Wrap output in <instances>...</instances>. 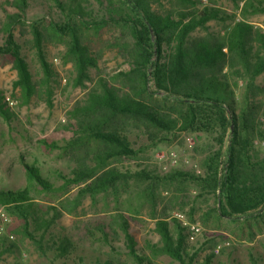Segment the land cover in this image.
<instances>
[{
    "label": "trees",
    "instance_id": "16d2710c",
    "mask_svg": "<svg viewBox=\"0 0 264 264\" xmlns=\"http://www.w3.org/2000/svg\"><path fill=\"white\" fill-rule=\"evenodd\" d=\"M51 1L54 7L30 22L25 19L28 0L5 1L10 7H2L0 18V67L15 71L12 91L17 97L11 96L20 106L39 98L50 108L58 73L48 47H63L60 59L72 69L71 87L87 91L68 111L70 139L63 145L41 143L58 149L73 167L68 175L57 174L61 183L56 185L36 165L22 162L26 186L0 190L1 210L15 223L9 235L0 237V258L16 254L15 238H20L52 262L119 264L82 254L70 235L53 232L64 214L74 215L86 199L94 204L101 197L112 199L114 215L87 227L89 239L109 245L121 238L133 264H151L137 249L132 224L136 210L147 207L159 235L158 244L146 243L151 258L193 264L196 252L188 254L185 229L177 220L168 222L160 197L166 190L172 196L168 203L180 201L189 185L197 191L193 203L205 205L199 216L203 226L224 219L241 222L238 237L254 241L264 230V157L254 145L264 144V110L260 114L255 102L264 96V84H256L264 74V32L244 18L264 15V0H229L243 18L238 21L235 13L203 5V0ZM26 22L41 72L37 80L15 35L16 26ZM211 22L221 26L220 33L210 29ZM102 33L112 36L94 47L92 37ZM102 48L115 51L126 69L93 80L90 71L99 73ZM0 118L8 125L15 119L1 92ZM133 131L142 132L151 147L176 132L212 137L214 146L207 147L198 172L158 175L119 168L139 160L146 148H134ZM195 212L191 207L187 213L191 222ZM249 260L260 264L252 253Z\"/></svg>",
    "mask_w": 264,
    "mask_h": 264
},
{
    "label": "rangeland",
    "instance_id": "374dc122",
    "mask_svg": "<svg viewBox=\"0 0 264 264\" xmlns=\"http://www.w3.org/2000/svg\"><path fill=\"white\" fill-rule=\"evenodd\" d=\"M5 1L12 0H0V18L3 17L2 7H10L5 4ZM202 4L220 8L227 13H235L236 21L243 19L229 0H203ZM48 7H54L51 0H28L25 19L30 22L35 17H41L44 12L49 10ZM7 10L15 12L12 8H7ZM51 14L55 15L57 13L51 11ZM244 20L256 28H262L264 32V15L248 16ZM27 22L24 26H16L15 35L19 42L24 45L23 54L33 77L37 80L41 77V72L29 43L30 29ZM208 25L213 32H221L220 25L214 22ZM111 36L112 34L102 33L101 37H92V45L94 47L102 45ZM115 37L116 34L111 40ZM62 50L63 47L54 44L48 47V59L53 63V67L58 73V85L55 88L52 107L50 108L39 98H33L28 105L20 106L17 98L11 96L14 94L17 97V93L12 91V83L16 80L15 71L9 65L0 67V92L3 93L5 98H9L11 102L9 106L15 114V119L10 125L0 118V190L19 189L26 186V176L22 162L36 165L42 176L56 185L61 183L57 178V174L68 175L73 167L66 157L61 156L58 149L50 150L41 143L45 140L49 144L58 143L63 145L70 139V132L65 130L66 125L69 123L68 111L76 103L83 101L87 91L85 88L71 87L72 69L69 65H62L60 59ZM122 65V59L116 55L115 51L102 48V55L99 60L100 74L95 70H91L90 73L93 80H96L98 75L106 77L115 71L126 69V66ZM256 84H264V74L257 78ZM89 85L91 84H87L88 87ZM241 89L242 84L238 82V86L235 88L237 101H240L238 99L242 92ZM255 102L260 107L259 113L261 114L264 110V96H258ZM213 139L203 135L194 136L176 132L168 136L166 140L157 143V146L151 147L148 146L150 141L142 132L133 131L130 134V140L134 148H146L140 154L139 160L118 164V167H128L130 170L144 169L158 175H165L174 170L198 172L207 147L214 146ZM254 145L259 156L264 157V144L256 143ZM171 151L177 157L174 166H171L167 159V155ZM184 195L185 198L182 197V200H174L170 203L168 202L172 199V196L169 191L162 190L160 197L163 199L162 206L166 205V213L170 224L175 220L173 218L174 213H180L184 215L188 222L198 224L201 227V234L193 242L187 239L188 254L191 255L196 252L193 264H251L249 253L259 258L260 264H264V230L257 233L254 241L248 242L238 237L239 229L242 227L241 222L232 223L224 219L215 225L210 224L205 227L199 222V216L205 209V205L201 200L198 201L197 206L193 203V201H196L197 191L189 185L185 187ZM183 203L185 205L182 206ZM212 203L213 199L209 198V204L212 205ZM113 204L111 198L98 197V201L94 204L86 199L74 215L64 214L59 219L53 232L57 236L70 235L73 244L78 248V252L82 254L94 258L109 259L119 264H133L127 255V250L121 238L115 239L111 244L106 245L102 241L87 237V227L90 229L93 227V223H99L103 219L107 220L111 215H114ZM130 204L137 209L134 201ZM191 207L196 210L193 222L188 219L187 215ZM136 211L137 214L133 215L137 222L132 224L135 239L138 243V251L147 256L151 264H179L167 256L151 258L146 249V243L158 244L159 235L154 230V220L150 217L151 214L148 208L143 207ZM6 217L8 221L4 223L0 218V227H3L0 237L9 235L8 231L15 226L12 219L8 215ZM98 236L100 237L99 233L95 237ZM15 242L18 243L19 251L16 254L3 255L0 258V264H63L62 260L52 262L50 258L41 256L26 240L15 238ZM225 243L228 245L225 246ZM216 249H218V253H215ZM64 263L72 264L71 261L67 260Z\"/></svg>",
    "mask_w": 264,
    "mask_h": 264
},
{
    "label": "built area",
    "instance_id": "2783aa9c",
    "mask_svg": "<svg viewBox=\"0 0 264 264\" xmlns=\"http://www.w3.org/2000/svg\"><path fill=\"white\" fill-rule=\"evenodd\" d=\"M6 100L9 102V104H11L8 97L6 98ZM161 157H164V156H161ZM176 158H177L176 154L172 151L169 152L167 155V159L169 160L171 166H174L176 164V161H177ZM0 218H1L3 223L8 221L5 213L2 212L1 210H0ZM173 218L180 223L182 228L185 229V232L187 234L189 241L193 242L196 239V237L201 234V227L198 224L188 222L185 219L183 214L174 213ZM2 230H3V227H0V233L2 232ZM227 245L228 244L225 243V246H227ZM218 249H219V247H218ZM218 249H216L215 253H218Z\"/></svg>",
    "mask_w": 264,
    "mask_h": 264
}]
</instances>
